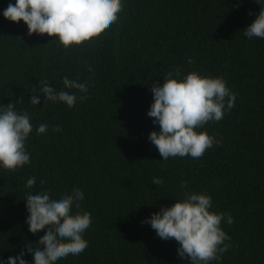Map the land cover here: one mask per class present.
<instances>
[{"label":"trees","instance_id":"1","mask_svg":"<svg viewBox=\"0 0 264 264\" xmlns=\"http://www.w3.org/2000/svg\"><path fill=\"white\" fill-rule=\"evenodd\" d=\"M8 3L0 0V13ZM259 10L255 0H123L115 24L68 49L0 15V105L15 103L34 127L30 163L0 171V259L21 249L33 259L26 244L43 228L28 230L24 200L35 176L31 191L79 188L80 211L92 216L84 252L53 264H189L177 256V242L142 223L185 192L209 195L212 211L233 217L221 225L230 247L220 264H264V40L242 33ZM176 68L181 76L223 77L237 100L221 121L198 130L218 145L198 159L163 161L147 139L159 128L146 113L151 87ZM65 74L86 78L87 94L74 104L28 103L39 81L60 88ZM42 123L48 131L36 135ZM153 177L164 183L153 185Z\"/></svg>","mask_w":264,"mask_h":264},{"label":"clouds","instance_id":"2","mask_svg":"<svg viewBox=\"0 0 264 264\" xmlns=\"http://www.w3.org/2000/svg\"><path fill=\"white\" fill-rule=\"evenodd\" d=\"M260 6L255 19L243 31L249 40H264V0H255ZM123 10V0H9L0 13L9 23L22 22L28 36L54 37L50 43L68 49L93 34H99L107 25L115 24ZM192 64L191 58L186 61ZM91 66V65H90ZM162 86L151 87L152 103L146 115L158 131L148 134V141L155 146L163 161L169 158L190 157L198 159L206 150L220 142L204 129L210 122H219L236 104V94L227 86L223 77H211L196 71L181 76V69L169 72ZM32 89L29 104L37 107L44 103L74 104L78 95L85 96L89 88L86 78L65 74L62 87L52 86L48 80L38 82ZM16 103H24L22 100ZM49 125L42 123L35 128L36 135L46 134ZM34 127L28 112L17 111L15 103L0 105V171L15 172L27 166L31 153L27 141ZM40 183L43 185L44 181ZM164 180L153 177V185ZM37 184L35 176L29 177L25 188L26 224L32 233L39 232L37 242L26 244L33 259L25 258L24 249L0 264H53L68 256H78L88 247L84 234L91 227L90 212L80 211L84 193L79 188L63 189L54 194L51 187L31 191ZM181 187H185L182 183ZM212 198L204 193L185 192L171 206H160L142 223L150 226L156 236L178 243L177 256L189 264H220L228 251L230 237L222 222L231 225L229 213L212 211ZM42 241L43 243H40Z\"/></svg>","mask_w":264,"mask_h":264}]
</instances>
